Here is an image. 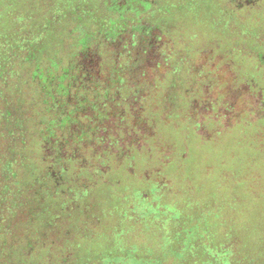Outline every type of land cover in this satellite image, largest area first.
<instances>
[{
	"label": "rangeland",
	"instance_id": "374dc122",
	"mask_svg": "<svg viewBox=\"0 0 264 264\" xmlns=\"http://www.w3.org/2000/svg\"><path fill=\"white\" fill-rule=\"evenodd\" d=\"M136 3L0 0V64L6 63L11 46L33 40L32 35L44 31L54 15L57 21L53 25L60 38L54 34L52 39L43 36V42L34 47L39 49L43 44L39 60L44 68L52 58L66 62L70 55L65 51L67 39L61 34L69 21L60 16L66 13L78 17L87 7L97 17L113 16L110 18L124 22L131 32L138 33L137 44L130 51L120 47L119 41L109 42L117 54L116 67L124 66L128 56L142 46L147 48L144 64L149 63V69L168 62L161 76H154L155 86L144 89L141 95L140 118L134 122L138 132H130L127 127L131 125V113L120 116V121H127L123 131L130 143H124L122 161L116 164L109 157V169L102 167L103 172L87 168L76 172L74 178L72 172L66 173V181L75 179L71 182L78 187L72 195L81 197L80 200L75 197L66 202L62 191L56 192L54 198L48 192L50 183H33L47 172L40 156L46 157L54 149L39 150L38 141L30 134L34 126L28 125L30 146L14 152L13 158L19 159L17 164L11 165L12 158L4 161L9 164L6 173L14 172L12 178L22 180L24 173H29L31 180L11 185L0 174V201L6 199L11 204V216L6 222L10 226L0 232V238L11 237L14 244L9 245L5 256L21 264H49L45 258L51 254L54 261L50 264H61L60 255L68 250L71 264H92L99 258V264H109L111 253L116 254L113 259L117 264H157L156 260L142 262L135 254L147 253L154 259L159 254L176 252L183 261L180 264H224L220 260L222 249H232L237 252L235 260L244 255L243 264H264V0H254L253 4L241 1L239 8L229 0ZM65 32L74 35V27ZM96 49H78L70 61L90 59L91 65H95L99 54ZM21 54L22 58L28 55L26 51ZM12 57L11 60L15 58ZM104 62L110 65V56ZM138 68L134 63L132 70ZM27 70L28 67L24 73ZM141 71L139 68L134 72ZM24 78L22 72L19 80L14 81L18 84ZM11 79L9 71L0 81V90L6 88L0 94V151L4 152L14 148L8 137L17 138L14 131L8 132L14 124L8 113L24 118L38 109V102L33 104L30 100L34 91L24 87L22 93L16 94L17 84H12ZM56 81L46 77L40 82L46 90L51 87L54 94ZM129 90L119 89V93L123 97ZM79 99L87 103L82 113L93 114L97 105L110 98L101 102L84 96ZM121 106L128 111L127 104ZM105 121L108 127H115V117ZM81 122L75 119L71 134L79 124L85 127ZM60 145L63 149L64 144ZM100 148L97 145L95 150ZM127 167L132 170L129 172ZM80 183L86 186L85 190ZM35 202L41 209L38 226L44 224L43 230L31 228L28 222L31 218L26 212ZM70 204L79 207L78 211L73 216L61 214V209ZM42 222L55 226L50 230ZM27 233L40 238L31 239L30 244L36 243V252L23 260L20 253L24 251ZM49 241L53 243L46 244ZM120 253L123 256L117 255Z\"/></svg>",
	"mask_w": 264,
	"mask_h": 264
},
{
	"label": "trees",
	"instance_id": "16d2710c",
	"mask_svg": "<svg viewBox=\"0 0 264 264\" xmlns=\"http://www.w3.org/2000/svg\"><path fill=\"white\" fill-rule=\"evenodd\" d=\"M131 1L132 4H137V0ZM72 7L75 8L76 6ZM88 8L90 7H87V9ZM87 9L85 8V12H82V14H78V17L63 13V15L60 17L65 18L67 21H69L65 31H67L70 27H74V35H69L68 32L66 33L65 31L61 35L64 37V40L67 39L65 51L69 53L70 58L78 49H85L87 47L96 49L97 47H99L96 49H99V54H97V62L95 65L93 64L94 62L91 65V63L89 62L90 59L81 62H71L69 58L66 62H63L61 60L52 58V60L49 59L47 61L45 68L41 66L39 60V56L41 57V55H39V52L43 50V44L39 49H35L34 44L39 42L42 43L43 36L52 39V35L54 34L56 35L54 37H57L58 34L55 30V25H53L57 21L56 15H54L53 18L48 21L44 31L42 29L32 35L34 38L33 40H30V42L28 43H21L11 46L8 49L9 52L8 59L5 61L6 63L0 64V81H3L1 79H5L9 71H11V76L13 77V79H11V83L13 82L12 84H17V81L14 80H19V75L23 72L25 78L17 84L16 94L22 93L24 87L28 88L29 90L34 91V94L30 96V100L33 102V104L34 101L38 102V109H36L35 112H33V110H30V116L28 115L24 118L20 116V118H18L16 117L19 116L17 114L11 112L8 113L9 118L13 117L14 122V124H12L13 128L11 129L10 127L8 132L11 130L12 132L14 131L17 138L8 137L7 133V137L10 139L9 142L13 143L14 148L12 149V151L9 150V152H4L5 150L0 151V174L2 176L4 175L6 183L11 182V185L13 183L27 184L28 181L31 180L29 178V173H24L26 177H23L22 180L12 178V176H15L14 172L13 170H8L9 173H6V168L9 167V164L4 161L5 158H12L11 165L17 164L19 159L18 156L17 159L16 157L13 158L14 152L15 154H17L16 152H18V150L29 145L28 125H30L31 123L34 128L30 131V134L34 136L38 141V143H36V147H38L39 150L42 149V152H44L48 147H52L54 149L52 154L47 155L46 157H44L43 154L42 156H40L39 159H41L43 168H46L47 172L44 173L42 177L37 179L35 178V182L33 183L37 186L40 184L44 185L45 183H50L48 187L49 194H51L52 197L55 198L56 192L60 193L62 191L61 195L66 202L73 201L76 197L75 194L72 195V191L77 192L78 186L71 182V180L75 181V179L73 178L75 177L74 174H76V172H81L82 170L87 168H96L98 169V171L103 172L102 167H105V169L107 167V169H109V165L107 162L109 157L111 158V160H114L116 164L122 161L124 157V155L122 154V150L124 147V143L126 142L125 133L123 130L127 121H120L122 119L120 118V116L125 117V114L131 113V125L127 127L129 128L130 132H138L134 125V122L138 121L140 118L138 112L140 111V109H142L143 106V104H140L141 95L145 93L144 89L155 86V78L161 76L163 66L168 63L167 62L166 64H160L159 66L155 65V67H150L151 69H149V63L144 64L145 61H147V48L146 46L144 48L142 46V48L139 47L134 54L129 55V59H127V61L124 63V66L120 64L119 67H116L118 60L116 58L117 54L112 51L109 42L116 43L119 41L120 47L125 49L127 48L130 51L131 48H134L137 44V42L134 45L129 44L132 37H135V39L136 37L139 38L137 31L131 32L128 29V26L124 24V22H119L110 18L113 17L110 16L112 13L117 14L118 12L107 13L110 17L104 19L97 17L94 14L96 12ZM132 34L134 35L132 36ZM104 40H106L107 43H104ZM11 48H16L14 49V53H11ZM25 51L28 53V55L26 56V58H22L23 56L21 52ZM11 55L13 56L12 58H14L15 56V58L12 60ZM109 56L110 60L112 61L110 65L104 62L108 60ZM134 63H137L138 67L142 69L140 73L134 72L139 68L135 69L134 71L132 70ZM38 65L40 67H38ZM27 67L28 70L26 71V73H24ZM125 68H127V71H125ZM168 68L169 66H167V69ZM35 69H37L41 73L37 74V71ZM112 70H114V73H111ZM129 72L131 73L130 77H128ZM58 73H61V75H59ZM88 74H90L92 77H88ZM58 76L59 78H57ZM46 77L50 81L51 79L55 78L57 80L56 82H53V87L55 89L57 88L54 94L50 92L51 87H47L46 90L43 86V83L40 82L43 81ZM128 79H131V81L128 82ZM108 84L109 88L106 87ZM140 85L144 86V88L135 90L134 87ZM126 87H129L130 90L122 97L119 93V89L122 90ZM4 90H6V88L1 89L0 94H2ZM131 90L133 91L131 92ZM32 96H34V98ZM80 96H84L85 98H88V100H100V102L108 97L110 99L109 101L107 100V102L104 103L106 104V106L97 105V107H93V114H83L82 109H85V104L87 103H85L84 101H80ZM131 97H133L134 100L130 101ZM66 98L70 99L66 100ZM57 100H59V102H56ZM121 104H127L128 111L127 109L122 107ZM149 107L152 108L151 106ZM154 107L155 106H153V108ZM104 116L115 117L114 128L102 126ZM77 118L82 121L81 123L82 125H85V127H82L79 124L76 127L78 131L75 130L74 134H71L73 130L72 123H74L75 119ZM8 120L11 123L10 119ZM101 128L102 132L100 133ZM152 134L153 133L149 135ZM48 137H52L53 139L56 137L57 140L55 142H52L48 139ZM143 137H145V135ZM47 142L48 146H46ZM61 142L64 144L63 149H61ZM104 142H107L108 144L103 145ZM126 143L130 144L128 142ZM97 145L101 146L98 151L95 150ZM22 166L26 167L25 164H23ZM127 170L130 172V170L132 169L131 167H127ZM52 172L54 173L52 174ZM68 172H72L74 176L73 178L69 179V181H66L64 177ZM30 183H32V181ZM79 185L80 187H82L81 189H86V186H84L82 183H80ZM140 195L144 199H146V196H143L142 192ZM77 199L79 198L76 197L75 200ZM78 208L79 207H77L75 204H70L67 207L62 208L60 212L65 216H73L78 211ZM10 210L11 204L6 199L4 201H0V216L2 217L0 218V232L6 231V229H8L10 226L9 223H6L9 220L8 218L11 216ZM40 211V207L35 202L29 207V210L26 212L28 217L31 218L29 219L30 221H28L31 224V228L35 226L38 229L41 227V229L43 230L44 224H40L38 226V217ZM42 223H45L46 228L50 230L53 228V226H55L53 223L49 222ZM31 231H33V229H31ZM68 232L70 231L68 230ZM191 232H194V229L191 230ZM27 234L28 236H26L27 238L24 240L25 244L23 243L24 251L20 253V257L23 260L31 255H34L36 252V250L34 249L36 243L30 244V241L31 239L36 241L38 235L36 237H30L29 233ZM37 234L39 233L37 232ZM7 238H0V264H21L20 262L5 256L6 252L10 251V246L12 247V245H14L12 243L11 237ZM69 238L70 236L65 239V244H67V240H69ZM26 240H29V245ZM10 241L11 244H9ZM52 243L53 242L49 241L46 244ZM223 252L225 253V256L222 255L224 254ZM69 253L70 252L67 250V252L62 256L60 255L59 259L61 260V264L72 263L69 259ZM222 254L220 256V260L224 261V264L244 263V255H239V261L235 260L237 252L235 254L234 250L232 249H222ZM117 255L122 254L120 253ZM115 256V253H111L109 255V264L118 263L117 260L113 259V257ZM135 256H139V258L141 259L140 261H147L148 263L153 262L154 260H156L155 262L157 264H180V262L183 263L178 253L176 252H172L169 255L159 254L157 257H154V259H152L153 257L147 253H137L135 254ZM135 256L132 257L134 258ZM126 258L128 257L126 256ZM46 260L49 264L54 261L51 254L46 255L45 261ZM97 260L95 259L93 263L99 264Z\"/></svg>",
	"mask_w": 264,
	"mask_h": 264
},
{
	"label": "flooded vegetation",
	"instance_id": "af4514ba",
	"mask_svg": "<svg viewBox=\"0 0 264 264\" xmlns=\"http://www.w3.org/2000/svg\"><path fill=\"white\" fill-rule=\"evenodd\" d=\"M230 1V3L231 4H234V6H236L237 8H239L240 7V5H243V4H241L240 2L242 1V2H244V4H253L254 3V0H229ZM133 11H134V9H132ZM118 13H121V12H118ZM259 19H260V17H259ZM258 18H257V20H259ZM134 34H132V36H133ZM138 41V38L136 37V39H135V37L133 38H131V40H130V42H129V44L130 45H134V44H136V42ZM129 57V56H128ZM127 57V58H128ZM129 59V58H128ZM196 76H198L199 74L197 73V74H195ZM103 106H106V104H103ZM110 116H104V118H103V122H102V126L103 127H105V126H107V122L105 121L106 120V118H109ZM75 132V131H74ZM74 132H73V134H74ZM57 140V138L55 137V141ZM54 141V142H55Z\"/></svg>",
	"mask_w": 264,
	"mask_h": 264
}]
</instances>
